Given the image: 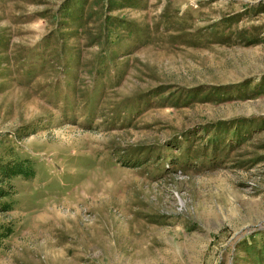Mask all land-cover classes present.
Returning a JSON list of instances; mask_svg holds the SVG:
<instances>
[{
  "label": "rangeland",
  "instance_id": "1",
  "mask_svg": "<svg viewBox=\"0 0 264 264\" xmlns=\"http://www.w3.org/2000/svg\"><path fill=\"white\" fill-rule=\"evenodd\" d=\"M24 159L0 264H264V0H0Z\"/></svg>",
  "mask_w": 264,
  "mask_h": 264
},
{
  "label": "trees",
  "instance_id": "2",
  "mask_svg": "<svg viewBox=\"0 0 264 264\" xmlns=\"http://www.w3.org/2000/svg\"><path fill=\"white\" fill-rule=\"evenodd\" d=\"M36 175V171L29 159L16 162L14 164L4 163L0 164V183H7L10 185V179L16 176H24L26 178H33ZM10 195V191H5L3 186H0V199H3ZM0 203V207H1ZM3 210H10V206L7 202L3 204Z\"/></svg>",
  "mask_w": 264,
  "mask_h": 264
}]
</instances>
